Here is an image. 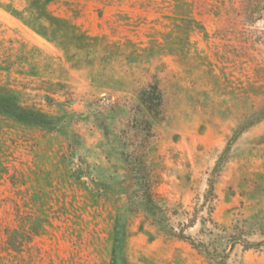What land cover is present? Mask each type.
<instances>
[{"label":"rangeland","instance_id":"obj_1","mask_svg":"<svg viewBox=\"0 0 264 264\" xmlns=\"http://www.w3.org/2000/svg\"><path fill=\"white\" fill-rule=\"evenodd\" d=\"M47 9L65 22L44 36L27 0H0V84L18 90L0 119V264H264V0ZM162 62L177 83L157 125L156 189L180 214L124 230L123 171L84 104L131 97ZM48 87L60 104L45 105ZM32 104L44 112L20 107Z\"/></svg>","mask_w":264,"mask_h":264},{"label":"trees","instance_id":"obj_2","mask_svg":"<svg viewBox=\"0 0 264 264\" xmlns=\"http://www.w3.org/2000/svg\"><path fill=\"white\" fill-rule=\"evenodd\" d=\"M49 1L27 0L29 9L35 14V19L38 21L37 26H33L44 36L53 32L54 25H58L57 22H65V19L50 14L47 9ZM41 22H47L48 25ZM59 27L61 28V26ZM92 39L100 43L99 38ZM28 73L30 74V72ZM174 77L162 62L155 67L154 71L147 69L145 73L133 79L131 97L112 99L109 96H104L91 99L87 102L88 104H84V110L94 116L97 122L96 126L104 138L107 158L114 157L123 171L119 185L125 187L126 207L120 210L118 215H123L122 229L124 230H126V223L137 218L140 219L142 226L145 223L156 226L157 224L163 225L173 216L180 214L178 210L170 208L171 200L156 189L163 182L165 163L158 147L154 146L159 135L157 132L158 122L165 118L167 106L175 93L177 82L174 81ZM43 82L49 83L50 86H64L60 81L55 84L49 80H43ZM9 85L12 84H0L1 120L6 119L9 115L7 102L5 104L6 99H15L14 94L18 91L9 88ZM44 91L45 105L51 106V101L61 103L58 98L53 96L60 90L48 87ZM65 102L72 103V98H68ZM20 107L30 108L31 111L39 114L44 112L43 105L32 104L29 107L24 105ZM29 117L34 118V115L31 113ZM14 118L17 119L16 116ZM211 212L212 210L209 211V214ZM124 214L126 215L124 216ZM158 231H163L175 239L184 238L183 235L173 232L171 226L167 229L164 226L158 227Z\"/></svg>","mask_w":264,"mask_h":264}]
</instances>
